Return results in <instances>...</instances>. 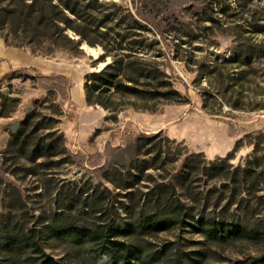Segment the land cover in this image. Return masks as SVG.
<instances>
[{
	"label": "rangeland",
	"instance_id": "1",
	"mask_svg": "<svg viewBox=\"0 0 264 264\" xmlns=\"http://www.w3.org/2000/svg\"><path fill=\"white\" fill-rule=\"evenodd\" d=\"M99 1L103 13L117 18L109 27H139L134 18L150 30L141 39L154 49H136L160 63L180 96L146 104L126 99L116 113L88 105L85 75L112 57L97 62L102 46L71 29L62 38L65 24L49 0L37 6L57 19L48 27L28 17L32 0H0V43L33 56L31 64L0 75V263L33 264L38 254L5 243L36 231L47 255L95 264L90 245L72 244L53 229L135 222L155 191L181 198L190 218L126 238L149 264H175L178 257L186 264H264V183L256 188L240 170L264 169V55L250 52L264 43L256 32L264 31V1ZM192 154L202 168L221 165L223 176H187ZM199 219L262 236L213 241L196 229Z\"/></svg>",
	"mask_w": 264,
	"mask_h": 264
},
{
	"label": "trees",
	"instance_id": "2",
	"mask_svg": "<svg viewBox=\"0 0 264 264\" xmlns=\"http://www.w3.org/2000/svg\"><path fill=\"white\" fill-rule=\"evenodd\" d=\"M49 1L54 8L59 10L61 15L59 22L65 24L63 29L58 27L62 38H67L65 32L67 29H71L80 36L81 41L85 40L90 45L102 46L104 53L97 62L104 61L108 56L112 57V61L106 64L103 69L85 75L84 92L88 105H99L116 113L125 106L126 99L146 104L157 100L173 101L180 96L173 81L162 69L160 63L152 57L141 55L136 49V47L147 50L154 49V45L148 43L147 39H141L142 33L150 32L145 25L132 18L139 27L127 25L118 30L115 27H109L108 24L117 18L114 14L103 13L105 4L99 0H57L58 5L53 4V0ZM80 1L85 2L81 6L83 9H79ZM40 2L41 0H32L31 5H28L31 9L28 17L36 19L37 25L41 27L56 26L57 19L52 14L47 15L42 8L38 9L37 6ZM119 24L120 22L116 21L115 26L118 27ZM133 28L141 30V33H138L140 35L133 33ZM261 28L256 29V32L264 33ZM68 41L71 42V39L68 38ZM127 42H129L128 49L123 47V44H127ZM250 52L253 56L264 55V43L254 44ZM198 156L192 154L185 159L187 176L200 171H209V174L215 172L216 176H223L224 168L221 165L213 163L210 167L202 168L196 160ZM225 161L221 160V162ZM240 170L252 178V183L256 188L264 183V169L248 167ZM187 176L183 178L185 179ZM156 196L157 200H155ZM189 210L190 207L181 198L167 200L164 194H155V191H151L147 194V199L135 222L126 224L115 222L107 227L100 226L96 229L69 224L54 228L53 231L59 238H67L72 244L90 245L88 254L95 264H149L150 261H147L149 256L145 257L143 250L128 242L126 238L136 232L144 234L167 230L179 224H188ZM196 229L207 238L218 242H227L242 237L259 239L262 236L258 230H246L240 225L216 220L199 219ZM39 238L40 235L36 231H32L24 239L8 236L5 244L13 251L30 249L33 254H38L37 257H34L33 264H65L63 261L47 255ZM158 254V257L152 258L154 260L162 258L163 252ZM175 264L186 263L178 257Z\"/></svg>",
	"mask_w": 264,
	"mask_h": 264
},
{
	"label": "crops",
	"instance_id": "3",
	"mask_svg": "<svg viewBox=\"0 0 264 264\" xmlns=\"http://www.w3.org/2000/svg\"><path fill=\"white\" fill-rule=\"evenodd\" d=\"M32 60L30 53L0 43V75L17 67L27 66Z\"/></svg>",
	"mask_w": 264,
	"mask_h": 264
}]
</instances>
